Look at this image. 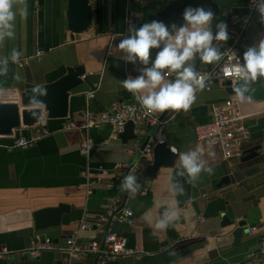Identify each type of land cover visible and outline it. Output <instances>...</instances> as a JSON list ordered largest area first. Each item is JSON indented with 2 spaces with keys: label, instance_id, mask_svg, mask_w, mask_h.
<instances>
[{
  "label": "crops",
  "instance_id": "obj_1",
  "mask_svg": "<svg viewBox=\"0 0 264 264\" xmlns=\"http://www.w3.org/2000/svg\"><path fill=\"white\" fill-rule=\"evenodd\" d=\"M67 1L43 0V32L39 41L37 0H15L17 6H27V15L17 16L15 35L0 41V57L8 56L14 48L20 52L15 62H9L7 71L0 74V103H16L19 112L32 108L21 105V91L55 81L67 66H82L89 81L70 91L67 117L47 118L42 111L32 126H20L9 135L0 134V254L11 255L10 259H0V264H67L59 252L42 251L35 258L18 254L28 249L36 236L33 212L59 203L68 205V212L62 215L60 232L41 236L57 238L62 243L84 221L87 228L79 233L78 240L85 243L101 240L108 221L101 222V227L96 221L104 215L110 199L131 209L133 217L131 224L111 221L109 230L125 237L127 246L140 256L121 257L106 264H245L250 253L257 250L259 231L264 226V82L257 78L250 85L252 90L246 95L251 100L240 101L234 94H228L224 85L215 84L208 92L196 91L191 106L175 112L174 116H171L174 109L155 111L158 117L167 120L156 135L172 151L175 149L176 160L172 166L160 167L151 179L143 180L141 175L139 183L146 193L126 198L117 178L111 187L90 181L99 164L109 168L116 162L132 161L134 147L145 142L149 130L142 125L144 131L138 140L122 143L120 139H111L107 126L84 130L65 129L64 125L82 124L87 109L100 113L116 103L134 100L122 88L120 80L137 75L142 65L123 61L115 46L122 38L120 34L127 35L128 16L136 27L147 19L145 14H140L136 0H89L93 9L95 2L99 4V16L92 17L86 30L74 33L67 28ZM215 1L220 4L221 12L211 24L213 30L217 22H226L228 14L247 11L244 0ZM261 37H264V24L251 23L245 32L248 47ZM108 50L113 54L106 55ZM37 51L41 55H36ZM154 55L152 50L149 63ZM192 63L194 67L197 63L199 69L214 62L194 60ZM173 78V75L165 77ZM91 91L94 97L88 98ZM228 95L236 99L249 130L243 150L257 147L255 162L243 169L238 168L235 158L224 159L214 143L198 140L194 133L196 126L210 121L211 106L221 103ZM41 130L47 134L32 146L12 147L14 137H29ZM152 136L153 133L149 139ZM86 141L94 145L105 142V147L85 154L79 146ZM197 146L202 149L206 165L212 168L211 173L202 171L191 181L175 176L179 153ZM209 151H214L215 156L209 158ZM221 179L226 182L220 183ZM173 180L183 186V193L171 192ZM227 206L235 217L231 224L222 218ZM165 207L175 210L176 216L166 229L158 230L154 222ZM242 220L243 224H238ZM251 228L255 231L250 235ZM94 262L95 258L89 256L70 264Z\"/></svg>",
  "mask_w": 264,
  "mask_h": 264
},
{
  "label": "clouds",
  "instance_id": "obj_2",
  "mask_svg": "<svg viewBox=\"0 0 264 264\" xmlns=\"http://www.w3.org/2000/svg\"><path fill=\"white\" fill-rule=\"evenodd\" d=\"M252 3L264 24V0H252ZM26 15V5L17 6L15 0H0V41L12 38L17 16ZM181 15L182 23L179 25H166L155 19L138 27L130 25L127 35L120 34L122 38L115 46L122 53L120 58L123 61L142 65L137 75L127 76L120 80V84L146 111L187 110L195 100L196 89L204 86L203 78L192 62L198 60L211 64L221 57L217 42L227 39V25L217 22L213 31L212 11L200 6L185 7ZM152 50H155V55L149 63ZM19 56L20 52L14 48L8 56L0 57V74L5 73L9 62H15ZM237 59L235 72L238 79L232 84V92L240 101L251 100V96L246 95L252 90L250 85L257 78L264 82V37L246 48L242 53V62L240 58ZM169 73L174 77L171 80L165 79ZM44 94L45 89L35 84L29 103L37 107L42 105L41 97ZM32 114L38 117L39 111ZM214 156V151L208 152L209 158ZM202 171L211 173L212 168L206 165L199 146L179 153L175 176L187 177L191 181L197 179ZM119 187L121 191L134 195L140 189V183L135 175L129 173L124 176ZM170 190L174 195L184 191L183 186L175 180L171 182ZM175 216V210L163 208L154 227L166 229Z\"/></svg>",
  "mask_w": 264,
  "mask_h": 264
},
{
  "label": "built area",
  "instance_id": "obj_3",
  "mask_svg": "<svg viewBox=\"0 0 264 264\" xmlns=\"http://www.w3.org/2000/svg\"><path fill=\"white\" fill-rule=\"evenodd\" d=\"M246 2L247 11L245 14L230 13L227 16L225 24L227 25V39L217 42L219 50L222 52L218 61H214L211 66L197 69V73L203 78V87L197 88L196 91H210L215 84H221L226 87V82L232 86L238 77L235 67L238 59L242 62V53L248 47L245 42V32L251 23L262 24L259 14L256 12L252 0H244ZM127 28L133 24V19L128 16L125 20ZM215 31V30H213ZM235 55H234V54ZM113 52L108 50L106 55H112ZM36 55H41V51H37ZM22 62L19 63L21 65ZM169 73L166 77L172 76ZM83 74L81 78L85 77ZM97 86V85H95ZM195 91V92H196ZM94 97V91L88 93V98ZM183 110V109H180ZM174 109L171 116L175 112L180 111ZM131 121L135 126H144L146 129H153V136L148 140L143 148L136 146L132 161L116 162L111 167L106 168L99 164L96 167V175L90 183H103L106 187L114 184V179L123 180L124 176L131 173L139 179L142 175L143 168L151 162L152 146L161 141L156 133H159L167 120H164L155 113V111H146L134 98L131 103L114 104L108 111L93 113L86 110L84 113L83 123L77 126L73 122L64 125L65 129L80 128L87 130L89 128H97L107 126L110 128V137L113 140H119V134L122 132L126 122ZM194 133L198 140H209L214 143L221 156L224 159L237 158L241 155L243 144L249 138L248 127L244 123V116L240 113L237 101L233 95H228L219 104L211 106V119L208 123L198 125L194 129ZM47 131L41 130L32 133L29 137H14L12 147L24 149L32 146L38 138L46 135ZM105 147V142L92 144L88 141L79 146L82 153L100 150ZM107 178L103 181V178ZM146 193V188L140 185V189L134 194L125 191L126 198L141 196ZM133 212L131 209L119 206L110 199V203L105 209L104 215L97 219L96 225L101 227L110 218L111 221L117 223H132ZM87 228L86 223L82 221L79 227L73 230L72 234L66 237L62 243L54 241L48 236L36 235L30 247L24 251H20V256L28 255L35 258L42 251L59 252L63 262L70 264L89 256L96 258V264H106L121 257L134 256L135 251L127 246L125 237L108 230L103 237V241L91 239L85 243L78 240L79 233ZM255 231V228L249 229V234ZM259 245L256 251L251 252L249 259L245 264H264V226L260 228ZM11 255L0 254V259H10Z\"/></svg>",
  "mask_w": 264,
  "mask_h": 264
},
{
  "label": "water",
  "instance_id": "obj_4",
  "mask_svg": "<svg viewBox=\"0 0 264 264\" xmlns=\"http://www.w3.org/2000/svg\"><path fill=\"white\" fill-rule=\"evenodd\" d=\"M140 6V14H145L147 21L153 19L163 21L166 25L175 23L177 25L182 23V12L185 7L191 6L193 8L200 6L210 9L213 13L212 24L217 20L221 7L215 0H136ZM37 23L39 27L38 39L42 37L43 24V0H37ZM227 14V13H226ZM99 16V4L95 2L94 9L89 3V0H68L67 1V28L74 32L80 33L86 30L92 22V17L97 19ZM227 18V17H226ZM39 46L41 44L39 43ZM197 63L195 70H197ZM85 74L82 66H67L65 73L55 81L42 85L45 89V94L41 97L43 104L34 106L29 103V96L31 95V87L25 88L20 92V103L23 106H30V109H23L19 112V107L16 103H0V134L9 135L12 130L20 126H32L42 116V111L45 112L47 118H65L67 117V100L71 90L77 87L80 83H89L88 77L81 76ZM225 91L228 94L232 92V86L226 82ZM39 111V116H34V111ZM135 124L131 121L125 123L122 132L119 134V139L122 143L128 141H136L140 134L144 131L143 126H138L135 130ZM141 132V133H140ZM148 137L141 145V148L148 142L149 136L152 135L153 129H149ZM133 148V143L131 144ZM135 149V147H134ZM133 149V150H134ZM257 147H251L242 150L239 157L235 158L238 161V168L243 169L255 162L258 157L256 151ZM134 156H136L133 153ZM135 158V157H134ZM134 160V159H133ZM176 154L171 150L166 143L161 140L152 146L151 162L146 164L143 168L142 179H151L157 174L160 167H169L175 163ZM230 178V177H228ZM222 180V181H221ZM220 183H225L226 179H221ZM68 205L59 203L54 207H45L33 212L34 228L36 235L57 234L60 232L62 223V215L68 212ZM222 218L225 222L233 223L235 220L231 208L227 206ZM107 226L102 233L101 242L104 234L109 230L110 218L107 219ZM243 220L238 224H243ZM57 241V238L54 239ZM24 258H30L27 254ZM96 262V258H95ZM94 262V263H95Z\"/></svg>",
  "mask_w": 264,
  "mask_h": 264
}]
</instances>
